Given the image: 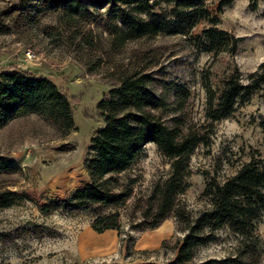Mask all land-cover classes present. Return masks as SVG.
Returning <instances> with one entry per match:
<instances>
[{"label": "rangeland", "instance_id": "rangeland-1", "mask_svg": "<svg viewBox=\"0 0 264 264\" xmlns=\"http://www.w3.org/2000/svg\"><path fill=\"white\" fill-rule=\"evenodd\" d=\"M219 0L204 5L215 23L198 22L189 35H156L121 40L115 8L90 9L87 20L65 19L59 12L37 15L33 24L19 19L33 0H0V75L9 70L49 79L71 100L73 127L61 136L36 115L9 122L0 129V156L17 167L0 173V191L20 196L16 205L0 209V264H177L176 245L183 224L173 216L153 228L134 226L154 185L170 172V159L147 144L130 167L117 175L131 195L118 213L119 231L96 232L89 209L48 211L52 200L66 198L88 182L82 161L90 137L102 127L96 104L108 90L138 72L150 76L149 89L162 101L151 113L181 135L195 138L189 153L187 187L176 198V209L189 217L208 207L201 196L209 179L222 183L243 164L264 165V85L226 119L205 118L209 97L216 98L230 75L246 76L264 61V3ZM37 4V3H36ZM221 30L238 38L235 50L205 52L201 32ZM3 31V32H2ZM30 53V59L25 52ZM257 258L264 264V211L254 223ZM238 237L221 229L214 241L196 249L192 263L218 261L235 254ZM254 241V240H253Z\"/></svg>", "mask_w": 264, "mask_h": 264}, {"label": "trees", "instance_id": "trees-1", "mask_svg": "<svg viewBox=\"0 0 264 264\" xmlns=\"http://www.w3.org/2000/svg\"><path fill=\"white\" fill-rule=\"evenodd\" d=\"M31 11L19 19L33 24L37 15L59 12L65 19L87 20L90 9L115 8L119 28H114L121 40H136L156 35H189L200 21L215 23L206 10L205 0H33ZM264 3V0H261ZM232 0H219L217 9L230 5ZM255 0H248V9L255 11ZM3 32V31H2ZM205 52L216 54L224 49L235 50L238 38L208 28L201 32ZM152 79L134 73L122 79L102 96L96 108L102 127L89 139L82 161L88 182L75 188L64 199L52 200L41 208L48 211L89 209L93 215L91 228L96 232L107 229L119 231L118 213L105 212L120 207L131 195V187L119 184L117 175L128 169L137 154L147 144H153L170 159V172L160 185H154L141 212L143 221L134 228H153L173 213L183 224V235L176 245L177 264H214V260L192 263L200 246L215 239L224 229L238 237L235 254L217 264H254L257 258L253 235L254 223L264 211V165L250 160L231 177L218 183L205 182L201 196L208 207L189 217L176 209V198L187 187L189 153L196 145L194 137L181 135L176 128L166 127L154 116L162 101L149 89ZM264 85V61L246 76L242 83L238 75H230L216 98L207 99L205 118L211 123L228 118L235 107L247 102L252 93ZM71 100L49 79L15 70L0 75V129L9 122L36 115L66 136L73 127ZM264 130V119L259 122ZM17 167L0 156V173L13 172ZM20 196L12 191H0V209L16 205ZM254 240V241H253Z\"/></svg>", "mask_w": 264, "mask_h": 264}, {"label": "built area", "instance_id": "built-area-1", "mask_svg": "<svg viewBox=\"0 0 264 264\" xmlns=\"http://www.w3.org/2000/svg\"><path fill=\"white\" fill-rule=\"evenodd\" d=\"M25 57H26L27 59H30V53H29L28 51L25 52Z\"/></svg>", "mask_w": 264, "mask_h": 264}]
</instances>
